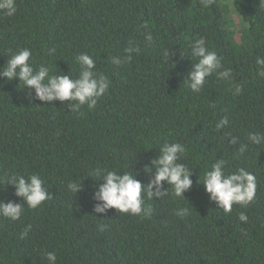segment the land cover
<instances>
[{"label":"trees","instance_id":"16d2710c","mask_svg":"<svg viewBox=\"0 0 264 264\" xmlns=\"http://www.w3.org/2000/svg\"><path fill=\"white\" fill-rule=\"evenodd\" d=\"M16 5L14 16L0 13V68L15 51L29 48L34 66L70 71L75 78V57L87 53L111 87L93 109L70 111L67 102L30 101V90H22L18 79L0 78V177L38 174L51 195L36 209L24 205L19 221L0 217V264H46L47 251L57 253V264H264V144L248 140L251 132L264 134V77L255 63L264 58V4L215 0L203 8L200 0H16ZM200 38L233 70L234 79L214 74L194 93L183 81L195 62L191 47ZM130 42L139 52L114 65L111 58L123 56ZM223 117L229 124L218 132L215 124ZM165 140L187 150L180 162L192 169L193 185L185 199L169 189L160 199L144 195L151 215L95 213L93 187L103 181L94 171L139 170L136 178L147 184L142 169ZM221 158L228 171L244 168L257 181L254 200L234 204L230 213L197 183ZM73 182L83 186L76 195L68 189ZM14 191L11 185L0 188V198L24 203ZM178 207H187L188 214L177 216ZM240 213L247 222L239 220ZM28 225L31 231L23 236Z\"/></svg>","mask_w":264,"mask_h":264},{"label":"clouds","instance_id":"9594fccd","mask_svg":"<svg viewBox=\"0 0 264 264\" xmlns=\"http://www.w3.org/2000/svg\"><path fill=\"white\" fill-rule=\"evenodd\" d=\"M203 8H209L215 0H200ZM264 4V0H260ZM16 0H0V13L11 17L16 14ZM146 40L151 42V33L146 34ZM139 49L129 43L124 49L123 56L111 58V62L116 66H121L130 62L134 54ZM182 55V54H181ZM164 56L170 61V51L165 50ZM192 63L184 81L188 88L194 93H199L209 76L216 75L218 79L231 81L234 79L231 68H225L222 58L216 51L210 50L203 38L194 42L190 50ZM75 63L79 66L78 75L73 78L70 71L67 74L52 72L46 65L34 66L32 61V51L29 48L18 49L6 64L0 68V78L6 81L19 80V86L30 90L26 97L31 100H38L45 104L54 101L67 102L70 111H79L87 105L93 109L98 100L109 92L111 81L109 78L96 70V60L87 53L79 54L75 57ZM258 75L264 77V58H256ZM34 92V96L32 93ZM241 92V87H235V94ZM229 124L227 117L221 118L215 124V130L221 131ZM248 140L254 145L264 144V134L251 132ZM232 145L237 143V138L230 140ZM246 150V146L239 149L240 153ZM184 145L178 142L165 140L159 148L158 155L149 164H146L142 171L148 177L147 184L137 179L139 170L125 172L121 174L118 170L96 169L94 174L103 181L98 186L93 187L92 200L93 211L97 214L106 215L110 209H115L119 213L133 216L151 215L152 208L145 205L144 195L150 199H160L168 194L169 189L175 197H183L192 188V169L181 163L183 155L186 153ZM154 170V171H153ZM88 177H91L89 175ZM197 183L202 184L209 199L222 209L225 213L232 211L233 205L242 207L250 204L257 189L256 176L244 168L235 171H228L226 161L217 159L209 169L205 170L203 177H199ZM0 184L11 185L14 188V195L19 197L24 203H17L7 197L0 198V217L11 221H19L24 214V205L30 209H36L45 201L51 198L44 180L38 174L30 176L13 174L0 177ZM165 184L168 188L165 190ZM82 183H69L68 189L75 195L82 190ZM187 207L177 208L175 214L181 218L187 215ZM239 220L247 222V216L240 213ZM31 231V225L25 229L23 236H27ZM42 260L46 264H57V253L47 251L42 254Z\"/></svg>","mask_w":264,"mask_h":264},{"label":"rangeland","instance_id":"374dc122","mask_svg":"<svg viewBox=\"0 0 264 264\" xmlns=\"http://www.w3.org/2000/svg\"><path fill=\"white\" fill-rule=\"evenodd\" d=\"M231 16H232V18H235V20H237L236 15H234V12L233 11L231 13Z\"/></svg>","mask_w":264,"mask_h":264}]
</instances>
